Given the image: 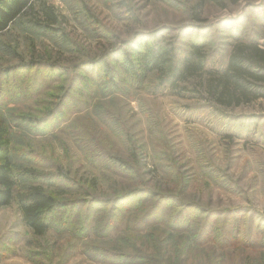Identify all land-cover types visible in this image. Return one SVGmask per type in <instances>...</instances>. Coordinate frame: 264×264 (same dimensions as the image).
I'll list each match as a JSON object with an SVG mask.
<instances>
[{"label": "rangeland", "instance_id": "1", "mask_svg": "<svg viewBox=\"0 0 264 264\" xmlns=\"http://www.w3.org/2000/svg\"><path fill=\"white\" fill-rule=\"evenodd\" d=\"M37 4L56 11L59 31L37 23L39 10L20 17L0 33V66L42 60L70 70L59 74L49 71L48 65L17 66L5 75L0 69V115L17 132L12 145L22 151L33 148L40 155L37 159L18 155L19 160L45 172L60 163L98 195L146 189L156 196L157 191L171 197L173 207L188 206L190 214L197 204L201 209L195 224L202 230L192 234L190 227L161 216L167 206L163 201L158 214L148 210V202L129 209L109 231L80 228L75 233L60 227L36 236L13 201L0 208V264H128L109 253L118 250L136 260L144 256L148 264H264V99L237 107L219 105L199 86L200 76L207 74L191 76L174 88L160 84L153 73L136 87L114 63L121 76L119 89L110 92L97 85L90 93L82 82L89 74L75 67L118 39L166 27L175 31L161 32V38L179 32L182 48L198 40L206 45L208 68L225 65L234 36H257L264 44V0L242 1L226 9L210 4L202 22L192 19L186 0L132 3L131 11L116 0H37ZM70 81L76 88L69 89L73 99L69 96L58 112L63 117L59 127L35 133L15 126L20 113H38L47 102L57 100ZM185 85L188 89H181ZM194 87L200 91H192ZM75 134L87 138L80 141ZM84 146L95 149L93 156L99 160L102 155L103 162L87 159L89 149ZM101 151L126 160L135 170H116ZM136 169L142 176L134 174ZM46 189L64 199L89 197L61 179Z\"/></svg>", "mask_w": 264, "mask_h": 264}, {"label": "trees", "instance_id": "2", "mask_svg": "<svg viewBox=\"0 0 264 264\" xmlns=\"http://www.w3.org/2000/svg\"><path fill=\"white\" fill-rule=\"evenodd\" d=\"M125 9L133 10L132 3H142L147 6L152 2L173 3L178 0H116ZM188 12L196 22L204 21L203 13L208 5H214L226 9L230 5H237L242 1L254 3L255 0H186ZM39 10V12H38ZM38 12L41 18L37 19L40 26L50 28L52 31H59L56 27L60 24V16L50 6L37 4V0H0V33L5 32L18 19L28 13ZM194 23V22H193ZM164 28V27H163ZM174 28L166 27L151 31H137L131 39H118L116 43L109 45L91 56L87 60L76 64V69H83L89 74L87 80H83L87 92H93V87L104 86L108 91L113 92L119 89L120 77L115 64H120L131 81L136 82V87L144 85L151 74H156L160 84H168L179 88L181 82L191 76L207 74L202 78L199 86L207 93V96L215 103L226 107H237L250 104L254 101L264 99V44L261 38L250 36L246 39L234 36V43L231 46L229 56L225 65L210 67L209 55L206 45L198 40L187 42V48L180 46L179 32L171 38L162 37L159 33H172ZM66 41L68 37L63 36ZM182 43V42H181ZM183 45V44H182ZM32 60L22 62L18 65L0 66L2 73L8 75L17 66H24L31 69L38 65L49 67L52 73H67L70 68L60 63ZM197 78V77H196ZM84 79V77L82 78ZM90 83V84H89ZM30 84V83H27ZM32 84V83H31ZM132 84V83H131ZM37 85V82H35ZM76 84L73 81L68 83L62 95L57 100L47 102L46 107L38 113L33 111L20 113L15 126L30 132H44L53 130L59 125L63 117L59 118L58 112L67 103V98L73 96L70 90H75ZM70 89V90H69ZM181 89H188L182 86ZM192 91H200L197 87ZM73 99V98H72ZM55 121V123H51ZM51 123V124H50ZM55 124L54 127H51ZM14 125L3 115H0V208L10 205L15 201L20 208L23 222L31 227L36 236L45 235L50 229H71L75 233L78 229L109 231L118 221H122L124 215L130 211L142 208L148 202L149 209L158 214L163 207L161 203L166 201V211L161 215L171 219L175 225L183 223V227H190L193 234L196 230H202V226L196 225L199 205L195 212L190 214L186 209L173 207L175 204L171 197L166 199L163 193L154 191L156 196L146 189H133L113 195H98L90 192L91 185L79 182L77 178L70 175V170L62 164H57L55 170L45 172L32 165H27L19 160L18 155H26L31 159H37L40 155L33 148L29 151L16 149L12 145ZM80 141H84V134H75ZM87 150V146H84ZM20 154H19V152ZM132 154L138 157V152L133 148ZM97 151L90 148L86 158L92 163L103 162L102 155L93 156ZM107 156L111 167L133 172L135 168L126 160L111 153L101 151ZM141 154V152H140ZM137 177L142 176L139 169L134 173ZM65 181L66 185H75L83 197L78 199H64L54 191L46 189L56 187L57 180ZM144 179V178H143ZM143 181V180H142ZM153 192L152 194L155 195ZM144 194L146 196H140ZM149 195V196H148ZM136 199L134 204L120 208L125 201ZM88 205H90L88 207ZM68 210L63 212V209ZM205 212V211H204ZM204 212H201L204 214ZM184 214V220H183ZM160 216V217H161ZM117 225V224H116ZM188 230V229H187ZM161 241H165L161 238ZM139 250V248H137ZM125 251V250H124ZM121 250L109 251L118 257L121 262L128 264H148L144 256L136 260V256ZM141 251V250H140ZM34 256V255H32Z\"/></svg>", "mask_w": 264, "mask_h": 264}]
</instances>
